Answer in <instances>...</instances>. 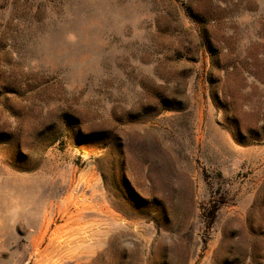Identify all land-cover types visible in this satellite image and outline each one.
Listing matches in <instances>:
<instances>
[{
  "label": "rangeland",
  "instance_id": "374dc122",
  "mask_svg": "<svg viewBox=\"0 0 264 264\" xmlns=\"http://www.w3.org/2000/svg\"><path fill=\"white\" fill-rule=\"evenodd\" d=\"M0 264H264V0H0Z\"/></svg>",
  "mask_w": 264,
  "mask_h": 264
},
{
  "label": "bare ground",
  "instance_id": "6f19581e",
  "mask_svg": "<svg viewBox=\"0 0 264 264\" xmlns=\"http://www.w3.org/2000/svg\"><path fill=\"white\" fill-rule=\"evenodd\" d=\"M71 197V196H70ZM87 204V203H86ZM63 211V210H62ZM65 212V211H64ZM70 213V212H69ZM73 216V215H72ZM47 218V217H46ZM68 220V219H67ZM57 227V226H56ZM48 234V233H47ZM74 234V233H73ZM44 240V239H43ZM51 240H53V239H51ZM37 248V247H36ZM46 253V252H45ZM46 255V254H45ZM64 256V255H63Z\"/></svg>",
  "mask_w": 264,
  "mask_h": 264
}]
</instances>
